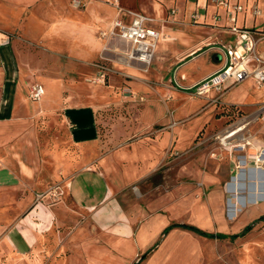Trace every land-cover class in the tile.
Returning <instances> with one entry per match:
<instances>
[{"label":"rangeland","instance_id":"rangeland-1","mask_svg":"<svg viewBox=\"0 0 264 264\" xmlns=\"http://www.w3.org/2000/svg\"><path fill=\"white\" fill-rule=\"evenodd\" d=\"M80 1L76 6L74 0H67L66 6L76 20L86 10V0ZM105 4L114 5L112 0H106ZM34 22L23 24L26 38L18 45L19 56L33 72L27 77L26 101L17 109L7 129L0 126V135L11 132L8 140L11 146L33 152L26 162L33 172L26 176L28 183L22 185L28 199L27 212L37 201L50 206L64 202L69 209L62 225L55 230L60 236L57 239L47 236L44 240L43 246L50 252L39 255L41 260L34 253L13 258L0 254V264H37L36 259L41 261L39 264H50L53 258L72 256L83 241L82 237L74 239L73 228L82 225L84 218L64 189L63 182L71 173L62 176L60 172L65 159L80 151L68 142L56 119L60 111L45 114L31 106L39 102L30 98L31 88L43 87L54 78L75 85L76 98L68 99L67 104L94 107L99 134L95 158L108 159L111 178H115L116 172H133L132 182L112 183L113 197L136 220L133 227L139 226L145 215L147 218L162 215L170 223L226 236L210 239L181 231L170 239L171 248L179 250L173 254L174 264H264V221L258 220L264 216V201L251 203L256 188V183L251 182L264 177L256 169L264 170V162L256 161L264 150V120L257 117L264 103L261 101L264 89L244 83L223 98L226 103L238 105L220 104V99L217 102L205 99L202 103L203 98L186 89L190 85L180 83L169 73L171 64L162 65L163 60L159 61L155 54L148 66L130 61L126 51L115 50L109 40L97 33L103 48L86 64L68 58L64 50L52 53L42 46L39 42L42 31L35 33ZM48 65L50 69L58 65L55 75L47 74ZM66 67H69L67 72ZM60 71L68 74L56 76ZM210 71L211 66L203 59L191 68L190 80L201 79ZM1 85L0 73V88ZM231 106L235 109L229 110ZM181 110L188 114L179 116ZM236 129L241 130L223 143V137ZM12 159L18 160V156ZM144 164L153 172L138 174ZM237 174L241 178L232 193L230 181ZM12 192L13 202L18 194ZM235 195L247 204L236 205L237 211L233 212L229 204L236 203ZM86 225L90 228L87 235L95 238L94 223L87 215ZM249 225L252 228L247 234L232 239ZM59 246L64 247L65 255L64 250L57 252Z\"/></svg>","mask_w":264,"mask_h":264},{"label":"crops","instance_id":"crops-1","mask_svg":"<svg viewBox=\"0 0 264 264\" xmlns=\"http://www.w3.org/2000/svg\"><path fill=\"white\" fill-rule=\"evenodd\" d=\"M105 1L86 0V10L83 16L79 15L76 20L66 6L67 0H0L2 128H8L15 112L26 101L27 77L29 73H33L18 54V45L26 38L23 24L27 21H35V33L42 31L39 42L49 51L57 53L64 50L68 58L88 64L103 48L104 43L101 38L96 37L97 33L109 40L115 50L128 52L129 43L109 37L108 33L114 21L129 23L132 14L142 15L150 20L146 22V26L159 33L155 58L163 60L161 64L164 66L169 62V73L180 83L190 85L186 88L189 90H193L220 71L227 61L225 49L235 44L234 36L230 33V27L233 26L230 15L227 9L214 2L216 0H117L113 7L106 5ZM217 1L241 8L235 14L237 27L264 30V0ZM253 8L258 9L261 15L255 16ZM259 49L264 52V42L260 43ZM203 59L207 60L211 71L201 79L190 80L191 68ZM48 67L47 74L55 75L54 70L58 69V65L52 67L53 69H50L49 65ZM68 68L64 70L67 72ZM65 73L60 71L56 76ZM71 82L63 83L59 78H54L44 83L42 98L38 103L31 105L36 112L45 114L60 111L61 115L56 119L65 130L68 142L80 151L79 154L74 152L65 159L60 172L62 176L71 173L63 182L64 189L73 207L84 218L82 225L73 228V231L76 229L73 232L74 239L82 237L83 241L81 245L76 246L72 256L59 259L52 257L50 264H174L173 254L179 250L171 248L170 239L181 231L195 236L196 234L176 228L163 236V231L176 223H170V220L162 215L148 218L145 215L140 225L133 227L136 220L133 215L125 212L113 197L112 183H129L135 176L133 172H116L115 178L112 179L108 170V159L95 158L98 152L95 147L99 138L96 111L93 106L67 104L68 99L76 98L75 85ZM244 83L258 88L251 80L236 86ZM236 86L231 87L230 83L226 87L230 91ZM227 92L221 97L220 104L238 105L223 101ZM212 97H215V93H212ZM201 100L204 103L205 99ZM261 101H264V98H261ZM213 106L214 109L216 106ZM186 114V110H181L179 116ZM11 134L5 131L0 135V207H4V210L0 211V254L10 258L33 253L39 256L50 252L43 246V242L47 236L54 239L60 236L55 230L62 225V219L69 208L64 202L50 206L46 202L37 201L27 212L28 199L22 185L28 183L26 176L33 172L26 164L33 152L11 146L8 143ZM12 156H18V160L15 161ZM256 161L264 162L258 161V157ZM147 168L148 165L144 164L138 174L147 175L153 172V169ZM256 169L264 172L259 167ZM59 176L56 173V178ZM12 190L18 194L13 202ZM251 203L256 202L252 200ZM10 209H15L14 213L11 214ZM86 215L94 223L93 232L97 233L95 238L87 235L90 234V228L86 225ZM166 236L162 244L155 248L158 241ZM56 250H64L65 255L63 246ZM139 255V260L135 262ZM39 259L41 260L42 256H39ZM40 260L36 259V263H41Z\"/></svg>","mask_w":264,"mask_h":264},{"label":"built area","instance_id":"built-area-1","mask_svg":"<svg viewBox=\"0 0 264 264\" xmlns=\"http://www.w3.org/2000/svg\"><path fill=\"white\" fill-rule=\"evenodd\" d=\"M214 2L227 9L230 20L233 22L230 33L234 36L235 44L225 49L227 61L223 68L194 87L193 95L217 102L228 91L226 86L230 83L233 87L246 80H251L258 88L264 87V52L259 49L260 43L264 42V30H246L237 27L235 14L241 8L230 6L224 1ZM74 3L79 6L81 1L74 0ZM112 3L116 4L117 0H112ZM253 14L259 16L261 12L253 8ZM131 17L129 23L121 20L114 21L108 35L130 44L126 54L128 60L148 66L157 48L159 33L146 26V22L150 20L144 16L132 14ZM43 92L41 85H35L30 90V98L33 101H39ZM212 93H215V97H212ZM257 117L264 120V103H261Z\"/></svg>","mask_w":264,"mask_h":264},{"label":"bare ground","instance_id":"bare-ground-1","mask_svg":"<svg viewBox=\"0 0 264 264\" xmlns=\"http://www.w3.org/2000/svg\"><path fill=\"white\" fill-rule=\"evenodd\" d=\"M241 129H236L235 131L233 130L232 132H230V133H228L225 137H223V139H222V141H223V143H226L225 141L230 137V136H232V135H235V134H237L239 131H240ZM234 137V136H233ZM240 148H242V146H240ZM258 157V161H262V160H264V150H262V152H260V154L257 156ZM238 164H240V166L242 165V161H240ZM260 172H262V171H260ZM262 174V176H264V172H262L261 173ZM240 178H241V175H236L234 178H233V181H231L230 183V186H229V190H230V192H232V189H233V187H234V185H236V183L238 184V182H239V180H240ZM251 183H256L255 184V186H256V188H255V202H261V201H264V185H262V184H264V177H262V179L261 180H253ZM259 183H262V184H260L259 185ZM241 192V191H240ZM233 193V192H232ZM236 193H238V192H236ZM237 195V194H236ZM235 195V201H236V203H230L229 204V208L231 209V211H237V208L238 207H236V205H239V206H241V207H244L247 203L245 202H243V200L241 199V198H239V197H237ZM251 204V203H250Z\"/></svg>","mask_w":264,"mask_h":264},{"label":"trees","instance_id":"trees-1","mask_svg":"<svg viewBox=\"0 0 264 264\" xmlns=\"http://www.w3.org/2000/svg\"><path fill=\"white\" fill-rule=\"evenodd\" d=\"M231 109L234 110L235 107L231 106L229 108V110H231ZM258 220L259 221H264V216L260 217ZM176 228L193 232L196 235H198L200 237H204V238H210V239H213V238H216V239H224V238H226V236H224V235H219V234L213 235V234H209V233L203 232V231H201V230H199V229H197L195 227L188 226V225H184V224H181V225L180 224H172V225H170L169 227H167L163 231V236L166 235L170 230L176 229ZM251 228H252V225H249V226L245 227L241 234L234 235L232 237V239L237 238L239 236H244L245 234H247L251 230Z\"/></svg>","mask_w":264,"mask_h":264}]
</instances>
